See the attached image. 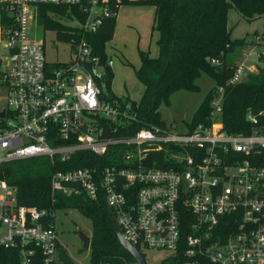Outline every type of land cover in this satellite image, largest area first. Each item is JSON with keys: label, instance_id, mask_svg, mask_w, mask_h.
<instances>
[{"label": "built area", "instance_id": "obj_1", "mask_svg": "<svg viewBox=\"0 0 264 264\" xmlns=\"http://www.w3.org/2000/svg\"><path fill=\"white\" fill-rule=\"evenodd\" d=\"M100 1L0 0V168L47 157L58 166L51 191L102 201L143 257L142 250H156L178 264H264V128L226 131L222 86L205 121L184 130L141 124L138 101L109 95L112 62L103 63L86 38L116 16ZM43 4L76 5L86 13L83 20L57 18L79 28L80 36L68 38L67 62L48 63L43 42L31 37ZM258 55L264 56V44ZM247 71L257 70L237 65L228 83L242 81ZM0 189L9 190L0 195V245L19 244L22 264H32L36 249L45 264L58 262L65 247L56 211L16 205L2 178Z\"/></svg>", "mask_w": 264, "mask_h": 264}, {"label": "trees", "instance_id": "obj_2", "mask_svg": "<svg viewBox=\"0 0 264 264\" xmlns=\"http://www.w3.org/2000/svg\"><path fill=\"white\" fill-rule=\"evenodd\" d=\"M109 5L111 12H117L121 5H150L155 8L152 30L157 32L155 57L148 50H139L140 64L134 70L144 91L139 99L138 112L141 124H164L159 108L168 104L170 95L179 89L197 91L195 78L205 72L215 80V86L208 92L195 112L192 124L205 121L210 113L209 102L218 87H223V128L232 133H248L253 127L264 128V56L263 65L254 74L230 84L236 64L228 59L245 45L244 38L231 39L227 25L228 10L233 8L247 21L264 16V0H109L100 1ZM74 15L79 20L86 13L79 6L39 5L37 23L43 30H53L57 37L67 39L80 36L79 28L57 18ZM115 17L103 19L99 29L86 38L93 51L103 63L110 59L107 43L112 39ZM248 44V43H247ZM211 59L219 61L212 65ZM113 72L106 66L107 90L111 97ZM251 113L256 122L248 119ZM58 166L47 157L38 156L14 160L0 168V178L14 189L16 205L36 207L48 212L77 208L92 222L89 242L90 264H124L133 258L125 252L118 241L113 219L102 201L83 196H64L51 191L50 179ZM54 218L47 217L52 223ZM32 264H45L39 250L32 256ZM0 264H22L20 245H0ZM52 264H74L65 249L58 250V262ZM162 264H178L167 259Z\"/></svg>", "mask_w": 264, "mask_h": 264}, {"label": "rangeland", "instance_id": "obj_3", "mask_svg": "<svg viewBox=\"0 0 264 264\" xmlns=\"http://www.w3.org/2000/svg\"><path fill=\"white\" fill-rule=\"evenodd\" d=\"M102 1L108 2L109 0ZM118 9L113 37L109 42L119 48L124 57L121 60L114 56V52L110 51L112 48L106 49L110 56L109 60L114 63L113 66H110L113 72L111 89L117 96H130L139 100L144 87L138 81L133 66L139 65V50H149L153 57L157 55L156 40L158 35L156 32H152L154 11L148 5H121ZM95 10L97 11L98 8L95 7ZM65 23L76 25L74 21H66ZM227 25L231 29V38H244L245 40L243 48L237 49L233 54H228V59L236 65L253 66L256 71L263 65L258 53L261 50V45L264 44V18L247 21L236 10L229 9ZM30 34L32 38L43 42L48 63L67 62L71 58L70 46L67 43L68 38L57 37L55 31L43 30L38 25L36 29L30 31ZM248 74H254V72L247 71ZM195 84L198 86L197 91L176 90L170 95L168 104L160 106V116L168 127L172 126L176 130H184L205 96L215 86V80L207 73L200 72L195 78ZM8 192L9 190L0 189V195H6ZM55 227L60 242L65 247L72 262L74 264H90L89 249H83L78 231H82L90 238L93 228L91 220L77 208L57 210ZM142 252L147 264H162L168 258V253L165 251L142 250Z\"/></svg>", "mask_w": 264, "mask_h": 264}, {"label": "water", "instance_id": "obj_4", "mask_svg": "<svg viewBox=\"0 0 264 264\" xmlns=\"http://www.w3.org/2000/svg\"><path fill=\"white\" fill-rule=\"evenodd\" d=\"M79 237L83 244V249H87L89 247L90 238L83 233L82 231H78ZM119 244L121 248L127 252L137 264H147L142 254L135 248L134 246L130 245L121 235L119 231L116 232Z\"/></svg>", "mask_w": 264, "mask_h": 264}, {"label": "crops", "instance_id": "obj_5", "mask_svg": "<svg viewBox=\"0 0 264 264\" xmlns=\"http://www.w3.org/2000/svg\"><path fill=\"white\" fill-rule=\"evenodd\" d=\"M122 6H128V5H122ZM148 6H150V5H148ZM121 7V6H120ZM119 7V8H120ZM150 7H152V9H153V11H154V15H153V21H154V16H155V8L153 7V6H150ZM231 9H233V8H231ZM118 11H119V9H118ZM116 14H118V12L116 13ZM260 18H264V16L263 17H260ZM153 21H152V26H153ZM229 28V27H228ZM229 30L231 31V29L229 28ZM264 30V29H263ZM152 32H156V31H153L152 30ZM257 32V31H256ZM157 33V32H156ZM248 35V34H247ZM231 39H233V38H231ZM109 48H112V49H110V51H112V52H114L115 53V57H119L121 60H123V57H124V55H123V53H122V51L119 49V48H117L116 46H114L111 42H108L107 43V49H109ZM114 49V50H113ZM149 51V50H148ZM106 52H107V54H108V50H106ZM109 55V54H108ZM150 55H151V53H150ZM152 56V55H151ZM237 63V62H236ZM113 61H112V63H111V65L113 66ZM139 64H140V62H139ZM110 65V66H111ZM137 67H139V65L137 66ZM137 67H134L133 66V68H134V70L137 68ZM112 90V89H111ZM113 91V90H112ZM114 93V92H113ZM115 94V93H114ZM116 95V94H115ZM120 97H125V98H130V99H132V100H135V99H133V98H131L130 96H120ZM135 101H138L139 102V100H135Z\"/></svg>", "mask_w": 264, "mask_h": 264}]
</instances>
